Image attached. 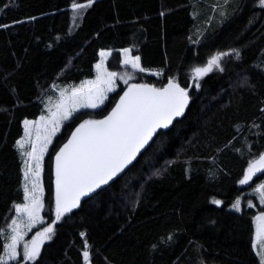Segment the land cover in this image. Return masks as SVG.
<instances>
[{"label":"trees","instance_id":"1","mask_svg":"<svg viewBox=\"0 0 264 264\" xmlns=\"http://www.w3.org/2000/svg\"><path fill=\"white\" fill-rule=\"evenodd\" d=\"M257 1L93 0L73 12V4L88 0H0V25H6L0 27V255L24 199L17 146L23 120L37 118L58 86L93 77L102 49H113L109 63L120 67L118 50L129 48L144 69L55 136L43 165V215L53 232L35 260L8 264H85L84 251L88 264H229L204 247L205 223L192 234L188 228L200 210L222 214L239 198L250 229L264 212L256 193L264 171L240 183L264 155V54L250 59L252 43L264 36ZM222 53L229 55L220 67L197 77L196 68ZM169 80L187 92L185 115L159 131L121 177L57 221L54 162L72 132L88 115L103 119L130 85L163 88ZM195 106L221 114L189 142ZM249 252L254 264H264V249L258 255L249 242Z\"/></svg>","mask_w":264,"mask_h":264},{"label":"snow or ice","instance_id":"2","mask_svg":"<svg viewBox=\"0 0 264 264\" xmlns=\"http://www.w3.org/2000/svg\"><path fill=\"white\" fill-rule=\"evenodd\" d=\"M93 0H88V4H73V12L88 7ZM259 6L264 7V0H259ZM6 27V25H0ZM124 64L131 63V66L139 71H144L140 67V57L129 58L128 50L125 49ZM107 53H101L105 56ZM222 53L213 56L208 61L207 68H196L197 77L202 73L210 71L212 66L220 67L219 61ZM239 56V52H236ZM101 68L100 64L96 65ZM115 73H107L97 76V80L92 82L93 87L85 89H74L70 96L62 100L57 105V113L53 114V134L59 127L60 119H67L72 111L79 108H97L103 103L105 91L113 90V78ZM106 83L107 88L99 85ZM188 96L185 89L181 88L173 80L163 88H154L145 84H132L120 98V102L104 120H86L72 134L69 142L61 148L56 155V220L59 221L66 212L78 207L80 198L95 191L102 184H107L121 173L129 164L136 159L137 154L152 139L158 129L167 128L176 116L183 114L187 105ZM26 131L30 124L25 121ZM39 140V136L37 137ZM50 136L45 138L44 145L41 146L39 153L36 144H33L32 151L28 153L36 161V172L39 175L40 159L46 144L50 143ZM23 147V144H21ZM27 163V162H26ZM255 171H264V155L250 165L247 174L240 181L246 184L254 175ZM31 170L29 166V171ZM29 171L25 172V180L29 179ZM32 193L29 194L25 187V198L28 201L24 205H17L18 214L27 216L29 226L34 224L43 208L41 197L36 190L39 181L33 180ZM264 188V185H262ZM42 191V190H41ZM219 204L220 201H215ZM239 210V201L233 205ZM257 238H264V215L257 218ZM13 234L8 237L11 243L4 245V255H0V264H8L9 261L17 259V246L23 240L20 231V224L12 220ZM53 228L48 226L43 232H38L30 243L24 245L23 259L25 261L35 260L39 255L40 245L44 239L50 238ZM2 235V234H0ZM83 235V234H82ZM88 245L85 244V248ZM255 247V245H254ZM83 257L85 264H88L89 252L84 251Z\"/></svg>","mask_w":264,"mask_h":264},{"label":"rangeland","instance_id":"3","mask_svg":"<svg viewBox=\"0 0 264 264\" xmlns=\"http://www.w3.org/2000/svg\"><path fill=\"white\" fill-rule=\"evenodd\" d=\"M258 7L259 0L257 1ZM125 49L128 50L127 56L129 58L135 57L129 48H124L118 50L120 52V67H115V61L110 65L109 61L113 55V49H102L99 52V60L95 64V75L91 78L84 79L79 84L74 85H61L57 87V94L54 96H49L44 99L43 107L40 115L35 119H25L23 120V135L18 140L17 146L22 152L24 163V199L23 202L17 205H24L28 201L25 198V187H27L29 194L32 193L33 180L39 181L38 188L36 190L37 194L41 197V203L43 204L44 198V186H43V165L44 158L49 150V147L55 138V136L61 131L64 124L68 122L75 115L83 111H95L101 108L107 101L110 94H112L120 84H130L136 79V73L138 70L131 66V63L124 64L125 59ZM107 53L105 56H101V53ZM258 53L264 54V36L257 42L252 43L250 51V59H254ZM100 64L101 68L98 70L96 65ZM101 73L104 74V79H107V73H115L113 78V90L105 91V99L103 103L99 104L97 108H79L71 112V115L67 119L59 120V127L55 130L53 134V124L52 121L56 117L53 114L57 113V105L68 96L71 95L74 89L80 88H91L93 87L92 82L97 80V76ZM100 87L107 88V84L103 83L99 85ZM239 99L235 97L232 100V106L237 104ZM220 112L217 110H210L208 112H202L198 106L193 107L192 114V129L189 135V142H192L207 126L212 124L220 116ZM84 120H96L94 115H88ZM25 121H29L28 130L26 131ZM39 136V140L37 137ZM50 136V143L46 144L45 150L42 152V158L40 159V171L38 177L33 175L36 172V161L28 155L32 151L33 144H36L37 150H39L45 143V138ZM23 144V147H21ZM179 154V150L176 147H171L170 155L175 157ZM27 162V163H26ZM29 166L31 170L29 171ZM29 171V179L25 180V172ZM255 171V169H254ZM250 181V180H249ZM264 181L257 188V199L260 205H264ZM42 190V191H41ZM239 210L235 207H230L227 211L222 214H218L208 209H203L197 212L194 223L188 228V234H192L196 231L197 227L201 223H205L207 226L206 233L202 239L204 247L209 252L211 258L219 259L225 261L229 264H254L253 256L249 252V242L252 245L256 254L260 253L264 249V238H257V227L258 221L257 217L264 215V212H259L254 216L253 225L250 229L248 219L241 214L242 199L239 198ZM236 201V202H237ZM236 202L234 204H236ZM16 205V207H17ZM248 206L254 207L255 203L253 200H249ZM15 207V219L18 224H20V231L23 234V240L17 246V259L23 258L24 245L30 243L33 237L37 235L38 232H43L45 225V218L43 215V208L39 212V216L34 224L29 226L27 216L24 214H18ZM10 236L12 232V221L9 224ZM8 243H11L9 239ZM255 245V247H254ZM16 259V260H17ZM15 260V261H16ZM12 262V261H9Z\"/></svg>","mask_w":264,"mask_h":264},{"label":"water","instance_id":"4","mask_svg":"<svg viewBox=\"0 0 264 264\" xmlns=\"http://www.w3.org/2000/svg\"><path fill=\"white\" fill-rule=\"evenodd\" d=\"M124 95V94H123ZM123 95H121V96H123ZM121 96L118 98V100L116 101V103H115V105H114V107L109 111V113L103 118V119H101V120H104L107 116H109V114L112 112V110L116 107V105L120 102V98H121ZM185 113H186V107L184 108V110H183V114L182 115H180V116H176V117H174V119L172 120V123L171 124H169V126L167 127V128H161V129H158L157 131H156V133L153 135V137H152V139L148 142V144L147 145H145V147L144 148H142L141 149V151L137 154V156H136V159H134L133 161H132V163L131 164H129L121 173H119L116 177H114L113 178V180H110L107 184H102L99 188H96L95 189V191H93V192H91V193H89L88 195H86V196H82L81 198H80V202H79V204L81 203V202H83V201H85V200H87V199H89V198H91V197H93L95 194H97L99 191H101L102 189H104V188H106L109 184H111L113 181H115L117 178H119V177H121L136 161H137V159L140 157V155L144 152V150H146L148 147H149V145L152 143V141H153V139L155 138V136H156V134L159 132V131H161V130H167V129H169L172 125H173V123H174V121L175 120H178V119H181L184 115H185ZM78 128V127H77ZM76 128V129H77ZM75 129V130H76ZM75 130L72 132V134L75 132ZM72 134H71V136L69 137V139L66 141V143L64 144V145H66L68 142H69V140L72 138ZM64 145H63V147H64ZM62 147V148H63ZM61 150V149H60ZM60 152V151H59ZM54 176H55V189H56V157H55V162H54Z\"/></svg>","mask_w":264,"mask_h":264},{"label":"bare ground","instance_id":"5","mask_svg":"<svg viewBox=\"0 0 264 264\" xmlns=\"http://www.w3.org/2000/svg\"><path fill=\"white\" fill-rule=\"evenodd\" d=\"M145 151V150H144Z\"/></svg>","mask_w":264,"mask_h":264}]
</instances>
